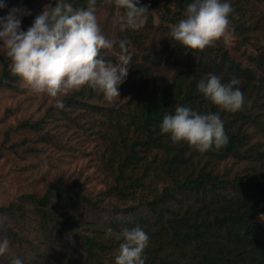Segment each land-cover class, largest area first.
Segmentation results:
<instances>
[{
  "label": "trees",
  "instance_id": "16d2710c",
  "mask_svg": "<svg viewBox=\"0 0 264 264\" xmlns=\"http://www.w3.org/2000/svg\"><path fill=\"white\" fill-rule=\"evenodd\" d=\"M17 1L0 0L6 4L0 17ZM66 2L74 8L87 6V0ZM149 2L161 13V21L173 26L192 0ZM229 2L234 9L232 47L222 39L204 50H187L171 38L167 27L161 54L174 69L169 81L153 76L160 61L148 52L135 67L136 92L125 104H92L89 98L95 90L82 87L62 98L63 109L53 103L49 115L20 123V129L42 132L40 141L49 144L52 137L44 126L51 119L83 128L76 123L80 113H100L107 131L99 132L105 141L100 161L110 181L91 196L76 181L57 179L42 194H22L0 206V238L10 241L0 264H11L14 257L23 264H115L122 241L105 239L106 229L137 225L149 236L146 264H264V143H252L249 132L252 128L264 137V0ZM31 9L23 21L26 30L38 14L33 5ZM138 36L133 29L124 30L116 50L121 52L122 40L129 41L127 47L138 45ZM99 58L116 60L102 50ZM9 64L0 53V89L14 90L20 80ZM208 73L222 82L233 76L241 80L243 110L221 111L204 99L197 85ZM176 105L201 114L219 112L228 144L203 154L184 143L172 144L160 125Z\"/></svg>",
  "mask_w": 264,
  "mask_h": 264
},
{
  "label": "clouds",
  "instance_id": "9594fccd",
  "mask_svg": "<svg viewBox=\"0 0 264 264\" xmlns=\"http://www.w3.org/2000/svg\"><path fill=\"white\" fill-rule=\"evenodd\" d=\"M118 9L121 30H138L149 14L147 6H138L139 0H113ZM55 6L46 5L35 16L27 30L21 29V20L32 15L26 8H13L0 17V47L6 50L13 76L19 77L36 94H45L54 100V107H65L62 97L82 87L102 93L104 100L119 98V87L129 73L132 61L127 54L129 41L119 42L121 54L117 63L100 57L102 49H111L113 42L105 37L98 23L97 0H87L86 8H74L66 0H55ZM6 7L0 2V9ZM234 9L229 0H192L184 9V18L171 27L170 36L182 48L199 51L226 37ZM233 76L222 82L220 76L208 73L197 85L204 99L221 111L235 113L243 110L245 96ZM162 134L172 144H187L203 154L225 147L229 138L219 112L201 114L190 106L176 105L174 114L166 113L160 125ZM122 241L115 254V264H146L145 249L148 234L139 226L106 229L105 239ZM10 249V241L0 238V256ZM11 264H23L14 257Z\"/></svg>",
  "mask_w": 264,
  "mask_h": 264
},
{
  "label": "rangeland",
  "instance_id": "374dc122",
  "mask_svg": "<svg viewBox=\"0 0 264 264\" xmlns=\"http://www.w3.org/2000/svg\"><path fill=\"white\" fill-rule=\"evenodd\" d=\"M54 3L55 0H34L30 3L28 0H19L12 4L10 10L26 8L32 11L33 5L34 11L40 13L46 5ZM138 6H147L149 14L143 26L135 30L139 35V44L127 47V54L131 55L132 61L127 66L128 76L119 87L120 96L112 102H107L102 93L95 91L94 96L89 98L92 104L102 107H118L125 104L136 92L132 84L135 67L143 62V57L148 52L156 54L160 61V66L153 68V76L169 81L174 74V69L172 66H166L161 54L167 34L165 29H170L172 25L161 21V13L151 6L149 0ZM8 12L2 17L7 16ZM123 12L124 10L115 6L113 0H97L96 15L99 26L105 37L113 42L111 49H102L104 56L116 59L115 62L104 59L110 63H117L121 54L116 50L115 42L124 32L120 27ZM28 16L22 17V30H26L23 21ZM224 40L232 47L231 37ZM0 53L6 55V50L0 47ZM70 94L71 92L62 98ZM53 103L54 100L47 95L32 92L21 79L14 90L0 89V206H6L22 194H42L47 186L57 179L64 183L76 181L91 196L104 191L110 181V174L100 161L105 141L99 132H107L105 125H102L104 118L100 113H80V119L76 123H80L83 128H77L76 124L63 119H51V122L44 126L52 137L49 144L40 141L39 134L42 132L36 134L19 128L20 123L24 121L35 122L44 115H49ZM249 132L252 143H264V137H259L252 128ZM226 166L236 170V166L231 162Z\"/></svg>",
  "mask_w": 264,
  "mask_h": 264
}]
</instances>
